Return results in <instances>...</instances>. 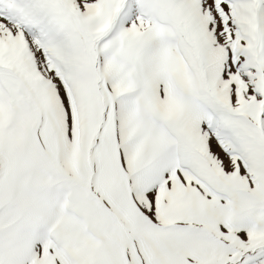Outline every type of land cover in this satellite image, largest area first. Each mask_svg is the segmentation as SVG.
<instances>
[{"label": "snow or ice", "instance_id": "obj_1", "mask_svg": "<svg viewBox=\"0 0 264 264\" xmlns=\"http://www.w3.org/2000/svg\"><path fill=\"white\" fill-rule=\"evenodd\" d=\"M0 264H264V0H0Z\"/></svg>", "mask_w": 264, "mask_h": 264}]
</instances>
